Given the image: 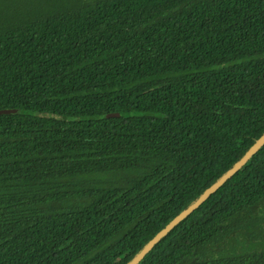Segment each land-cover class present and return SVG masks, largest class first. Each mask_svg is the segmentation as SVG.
Segmentation results:
<instances>
[{"label":"trees","instance_id":"trees-1","mask_svg":"<svg viewBox=\"0 0 264 264\" xmlns=\"http://www.w3.org/2000/svg\"><path fill=\"white\" fill-rule=\"evenodd\" d=\"M3 109L0 264H128L264 134V0H0ZM140 264H264V145Z\"/></svg>","mask_w":264,"mask_h":264},{"label":"water","instance_id":"water-1","mask_svg":"<svg viewBox=\"0 0 264 264\" xmlns=\"http://www.w3.org/2000/svg\"><path fill=\"white\" fill-rule=\"evenodd\" d=\"M22 113L19 109H3L0 114ZM118 114H106L103 118L116 117ZM45 117L54 118L57 120L68 121L69 117L55 113H44ZM264 134L256 141V143L247 151V153L238 161L233 168L225 173L217 182L205 190L201 196L193 202L187 209L176 216L162 231H160L128 264H140L145 256L153 249V247L172 229H174L183 219L188 217L192 212L198 209L212 194H214L220 187L231 179L238 171H240L246 163L253 157V155L263 147Z\"/></svg>","mask_w":264,"mask_h":264},{"label":"rangeland","instance_id":"rangeland-1","mask_svg":"<svg viewBox=\"0 0 264 264\" xmlns=\"http://www.w3.org/2000/svg\"><path fill=\"white\" fill-rule=\"evenodd\" d=\"M249 241H251V240H250V237H248L247 234H245V233L243 234V233H242L241 235H239V242H237V241H235V240H232V243H231V244H232V246H235V245H238L239 243H241V244H242V243L246 244V243H248ZM231 244H230V245H231ZM230 245H229V246L227 245V246L230 247ZM241 250H242V249L240 248V249H239V252H241Z\"/></svg>","mask_w":264,"mask_h":264}]
</instances>
